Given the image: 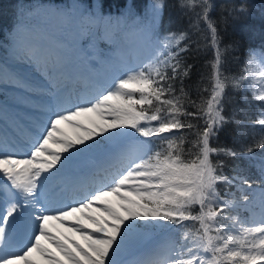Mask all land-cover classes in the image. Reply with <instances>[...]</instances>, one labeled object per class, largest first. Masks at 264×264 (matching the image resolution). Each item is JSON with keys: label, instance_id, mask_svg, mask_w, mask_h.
I'll return each mask as SVG.
<instances>
[{"label": "snow or ice", "instance_id": "obj_1", "mask_svg": "<svg viewBox=\"0 0 264 264\" xmlns=\"http://www.w3.org/2000/svg\"><path fill=\"white\" fill-rule=\"evenodd\" d=\"M165 7L150 0L144 12L133 3L112 15L103 0H73L46 10L80 26L90 38L80 59L100 71H73L45 49L28 23L38 11L18 22V63L0 64V88L18 108L6 119L0 107V264H264V157L255 155L264 135L219 145L231 124L264 133V51L249 50L241 73L229 74L243 43H226V26L247 3L216 20L211 0H181L195 39L162 32ZM209 54L193 89L195 62ZM233 89L253 116L233 106ZM245 158L258 180L228 173ZM254 185L258 219L245 194Z\"/></svg>", "mask_w": 264, "mask_h": 264}, {"label": "trees", "instance_id": "obj_2", "mask_svg": "<svg viewBox=\"0 0 264 264\" xmlns=\"http://www.w3.org/2000/svg\"><path fill=\"white\" fill-rule=\"evenodd\" d=\"M49 1L51 0H0V55L4 51V44L6 45L10 40L9 33L16 22L24 18L29 10L32 12L35 11L36 4H42ZM65 2L67 3L68 0H65ZM84 2L91 6V2L98 5L101 0H84ZM180 2L181 0H166V7L163 9V22L161 30L164 33L169 31L176 32L178 34L180 32H188V34L192 35L195 39L196 29L192 28L189 30L190 20L188 16L182 14V10L179 7ZM211 2L214 8L210 13V16H212L213 19L220 20L224 15L222 8H230L233 4L239 5L242 0H211ZM245 2L248 6V14L246 16H241V18L236 21L229 20L226 26L227 33L229 34L226 38V43H230L233 38H239L243 43L241 52L236 53V55L240 57L239 61L230 62L229 64L230 75H239L241 73V70L246 63L247 53L249 50L264 51V0H245ZM103 3L105 11H109L111 14L117 15L119 12L125 10V6L130 7L133 3H135L139 11L144 12L148 9L150 0H103ZM192 22L194 23V19ZM30 25L37 30L38 27H36L33 23ZM233 25H235V31L233 30ZM222 26L224 25L222 24ZM99 31L100 29H98V33ZM104 43L105 41H100L101 46H103ZM183 43L184 42L181 41V45H183ZM211 59L212 56L209 54L202 55L196 60L195 68L198 71H196L195 74H191L190 78H188V85L191 88H195L197 82L200 80V72L205 71L203 66ZM187 63H193V58L191 56L187 57ZM11 96L14 97V93L8 90V88H0V97L11 100ZM248 100H252L250 93L248 95ZM232 103L233 106L241 109L242 113L247 112L249 116H253L256 111L250 105L246 104L244 94L238 89H233L232 91ZM0 107H2L1 103ZM236 119H240V115H238ZM261 135H264V133L261 132L259 125H256L255 127L246 125L242 129H238L236 125L231 124L226 126L225 130L219 134V145L238 147L241 144L251 143L254 140H258ZM189 139H194V137H189ZM255 155L256 159L259 160L264 157V151L256 149ZM237 170H241L243 175L253 181L259 179V168L249 165L246 158L243 161L236 160L232 162V167L228 169V173L233 174ZM218 190L221 195L225 194L223 186H221ZM231 191L239 195L235 187H233ZM245 194L250 195V199H255L257 201L252 211L258 215L259 189L254 185L253 192ZM197 210V208H194L193 214H195V211ZM251 214L252 213L249 211L243 210V215L250 216ZM232 215H235V213ZM185 223L192 226L193 222L186 221ZM196 227H198V224H196Z\"/></svg>", "mask_w": 264, "mask_h": 264}, {"label": "rangeland", "instance_id": "obj_3", "mask_svg": "<svg viewBox=\"0 0 264 264\" xmlns=\"http://www.w3.org/2000/svg\"><path fill=\"white\" fill-rule=\"evenodd\" d=\"M71 3H73V0H68L67 3L65 0H51L42 4L38 3L35 5V11H33H38V14L30 18L28 23H33L36 27H38L35 38L45 49L52 51L59 50L68 57L69 67L71 70L76 66L80 68V70L85 68L87 71H93V69H95L94 66H85L80 59L81 53L85 50L84 41L90 38L82 34L81 28L77 23H65L59 17L46 11L56 7L64 8L65 6H70ZM105 13L110 12L105 11ZM18 22H16L12 30H10V36L8 35L10 40L6 45L4 44V51L0 55V64L16 66L18 63L16 59L18 54L17 48L15 41L13 40V33L18 25ZM96 31L98 33V29ZM85 43H87V41H85ZM109 51L110 49H105L106 53ZM129 55L131 58V53H129ZM95 66L97 68L96 70L100 71L99 65L96 64ZM10 98L11 100L8 98L0 100L3 109L8 114L7 117H5L6 119H10V117L18 111L16 101H12L14 100L13 96ZM81 119L87 121V117H82ZM65 128L69 133L72 132L70 127L65 126ZM109 199L112 198L110 197ZM258 208L259 212L258 215H256L257 219L259 218V214L261 212L259 205Z\"/></svg>", "mask_w": 264, "mask_h": 264}, {"label": "bare ground", "instance_id": "obj_4", "mask_svg": "<svg viewBox=\"0 0 264 264\" xmlns=\"http://www.w3.org/2000/svg\"><path fill=\"white\" fill-rule=\"evenodd\" d=\"M73 70V69H72ZM74 71H79V70H74ZM51 223H54V222H51ZM51 226V225H50ZM56 229L53 228V231H55ZM54 248V246H52ZM35 255V254H34Z\"/></svg>", "mask_w": 264, "mask_h": 264}]
</instances>
